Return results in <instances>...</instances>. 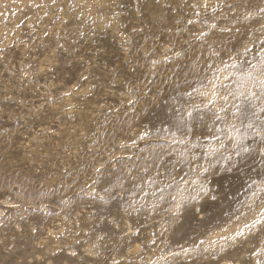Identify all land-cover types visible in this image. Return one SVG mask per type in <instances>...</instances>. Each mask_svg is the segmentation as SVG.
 I'll list each match as a JSON object with an SVG mask.
<instances>
[{
  "label": "rangeland",
  "instance_id": "1",
  "mask_svg": "<svg viewBox=\"0 0 264 264\" xmlns=\"http://www.w3.org/2000/svg\"><path fill=\"white\" fill-rule=\"evenodd\" d=\"M0 264H264V0H0Z\"/></svg>",
  "mask_w": 264,
  "mask_h": 264
},
{
  "label": "snow or ice",
  "instance_id": "2",
  "mask_svg": "<svg viewBox=\"0 0 264 264\" xmlns=\"http://www.w3.org/2000/svg\"><path fill=\"white\" fill-rule=\"evenodd\" d=\"M191 113H189V116L191 117ZM245 151H247V149H245ZM200 191L201 192H204L205 194H207V187L205 185H201V188H200ZM192 199H196V197H192ZM73 255H75V253H73Z\"/></svg>",
  "mask_w": 264,
  "mask_h": 264
}]
</instances>
